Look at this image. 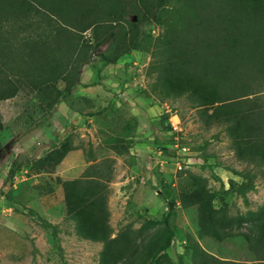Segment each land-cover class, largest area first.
<instances>
[{"label":"rangeland","instance_id":"1","mask_svg":"<svg viewBox=\"0 0 264 264\" xmlns=\"http://www.w3.org/2000/svg\"><path fill=\"white\" fill-rule=\"evenodd\" d=\"M199 1L168 0L139 48L86 64L81 84L50 113L27 90L0 100V264H99L103 243L78 233L62 185L96 163L111 179L112 237L130 239L118 264H264L258 222L205 234L197 208L180 202L198 177L229 216L264 206L262 169L240 160L225 126L208 124L188 95H169L152 69L176 9ZM66 148L55 167L38 168ZM243 181L252 185L244 194Z\"/></svg>","mask_w":264,"mask_h":264},{"label":"trees","instance_id":"2","mask_svg":"<svg viewBox=\"0 0 264 264\" xmlns=\"http://www.w3.org/2000/svg\"><path fill=\"white\" fill-rule=\"evenodd\" d=\"M167 3L0 0V100L27 90L40 95L46 112H52L81 84L86 64L96 58L116 63L139 48L144 27L159 20ZM90 29L91 40L83 35ZM154 47L158 61L152 69L158 83L169 95H188L205 107L206 122L225 126L237 157L264 173V0H200L181 6ZM67 153V148L53 150L36 164L41 170L46 162L55 167ZM103 171L96 163L79 177L64 180L65 208L82 237L103 243L99 264H118L130 239L125 234L112 237L111 179ZM241 186L242 194L252 188L247 181ZM215 198L198 177L192 191L180 194L184 207L197 208L205 234L258 222L264 250V206L232 217L215 207Z\"/></svg>","mask_w":264,"mask_h":264}]
</instances>
